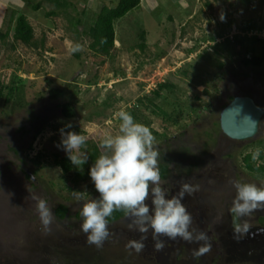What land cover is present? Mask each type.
Here are the masks:
<instances>
[{"label": "rangeland", "instance_id": "374dc122", "mask_svg": "<svg viewBox=\"0 0 264 264\" xmlns=\"http://www.w3.org/2000/svg\"><path fill=\"white\" fill-rule=\"evenodd\" d=\"M38 1L41 6L34 9ZM67 1V9L48 16L56 9L49 0H7L0 22V31H9L0 40V264H211L216 258L208 243L189 249L178 237L169 251L164 238L157 250L151 230L142 250L135 251L128 243L140 233L128 230L125 216L109 224L110 236L101 247L88 244L79 212L97 193L89 176H82L86 165L71 164L65 173L56 164V156H67L57 147L60 129L84 135L88 142L77 154L86 155L90 145L118 134L120 110L133 112L152 131L158 165L168 162L161 187L171 196L189 184L194 190L184 199L197 207L200 231L226 235L235 195L229 181L264 186V172L244 163V156L257 150L263 154L257 162L264 163V112L256 134L242 140L227 138L219 123L229 94H248L264 109V67L240 61L242 52L263 49L264 0H141L115 20L110 54L90 48L87 30L103 5L113 7L118 0ZM20 14L34 28L31 44L13 38ZM52 87L64 89V96L50 98ZM64 102L72 103L74 117L64 116ZM68 123L71 129L65 128ZM84 186L77 200L73 190ZM41 197L54 213L50 231L35 211L34 198ZM60 203L69 209L64 219L55 215ZM202 204L204 211L198 208ZM213 209L218 215L211 223ZM263 215L264 208H258L234 224L262 225ZM201 246L207 254L194 256ZM225 264L264 262L237 258Z\"/></svg>", "mask_w": 264, "mask_h": 264}, {"label": "clouds", "instance_id": "9594fccd", "mask_svg": "<svg viewBox=\"0 0 264 264\" xmlns=\"http://www.w3.org/2000/svg\"><path fill=\"white\" fill-rule=\"evenodd\" d=\"M223 19V16H221ZM73 49L72 51H77ZM119 129L116 135L105 136L99 144L103 151L88 169V176L97 196L83 203L79 215L82 218L80 231L86 242L101 247L110 236L109 219L113 212L122 211L128 219L127 228L140 233L139 239L130 240L128 247L139 252L144 247L146 233L151 230L157 250L164 247L163 240L180 238L186 243H207V234L192 228L193 217L187 211L183 200L191 195L193 188L183 183L179 190L169 196L168 190L160 185L158 151L154 147V136L150 128L137 122L130 112L120 110ZM71 129V123L65 125ZM60 142L57 145L67 155L74 166L88 163L84 153L77 150L86 143L84 135L76 131L60 129ZM253 152L252 159L258 156ZM235 190L229 213L238 218L247 217L252 211L264 208V186L255 183L229 181ZM73 190L77 200L82 199V190ZM35 211L45 231H50L54 213L46 198H34ZM247 223L233 225L235 234L247 233ZM206 251V247L193 250V255Z\"/></svg>", "mask_w": 264, "mask_h": 264}, {"label": "trees", "instance_id": "16d2710c", "mask_svg": "<svg viewBox=\"0 0 264 264\" xmlns=\"http://www.w3.org/2000/svg\"><path fill=\"white\" fill-rule=\"evenodd\" d=\"M51 1L56 9H52L47 11L48 16L57 15L58 13L62 12L63 10L67 9L69 6V2L67 0H49ZM246 3H250L252 0H242ZM141 0H118L117 4L113 7L103 5L100 11L97 13L94 22L88 27L87 32L91 37L90 48L100 54H110L111 51L114 49L115 46V20L124 17L128 12L137 8L140 5ZM41 6V2L38 1L33 3L32 7L34 9H38ZM9 35V31H0V40H5ZM14 40H19L25 44H31L34 42V28L32 24L29 22L28 17L25 14H20L16 18L14 32H13ZM263 40V41H262ZM260 41V39H257ZM263 42L262 51L256 52L253 50H246L241 53L240 61L245 66H254L263 68L264 67V39H261ZM141 48H144V44L140 45ZM224 48L227 49L230 54L233 53L232 47L225 41ZM223 63H220L222 65ZM13 89H11L12 92ZM49 97L52 99H57L59 97L64 96V89L61 87H52L50 88ZM233 96L229 95V99H232ZM143 99H139L142 102ZM20 104V103H19ZM62 112L65 117L71 118L75 116V110L70 102H64L61 104ZM133 116L134 113L132 112ZM25 130V129H24ZM26 131V130H25ZM88 142V141H86ZM103 150L99 147V144L90 145L87 148V158L88 163L85 165L87 166V172L83 174V177H88V169L92 163H94L96 157L102 152ZM251 152L247 153L244 156V163L247 169L250 171H259L264 172V163H258L257 160L252 159ZM263 154L259 153L258 157H262ZM56 164L60 165L65 173L69 172L71 169V163L68 160L67 156L59 158L58 156L55 157ZM160 176L165 178L168 176L169 173V166L168 162L166 163H159L158 165ZM69 209L66 204L60 203L55 207V215L59 219H64L68 215ZM124 216L122 211H115L113 212L109 222L116 221Z\"/></svg>", "mask_w": 264, "mask_h": 264}, {"label": "flooded vegetation", "instance_id": "af4514ba", "mask_svg": "<svg viewBox=\"0 0 264 264\" xmlns=\"http://www.w3.org/2000/svg\"><path fill=\"white\" fill-rule=\"evenodd\" d=\"M229 95L226 96V99L228 100L226 104H228L235 97V96H233L232 99H229ZM242 95H248V94H242ZM256 103L261 105L257 101H256ZM223 135H225L227 138H230L229 136H227L224 133H223ZM230 139L236 140L233 138H230ZM185 202H188V201L186 199H184L183 203H185ZM185 204H187L188 207L189 206L191 207L190 211H191V215L193 217L191 227L196 229L197 231H200V229H202L203 226L201 225V223H200V226L197 225L198 218H196L197 213L195 212L197 207L194 206V203H192V202H190V203L188 202ZM198 208H199V210L204 211L203 204L198 206ZM217 215H218V213H216L215 210L213 209L211 211L209 221L211 223H213L215 221V218ZM124 216H122V217H124ZM229 216L231 217V226L229 224V227H231V229L227 231L226 235L225 234L220 235L219 238H217L216 235H214L213 233H209L207 231L206 232L204 231L208 237L207 249H210V251L212 252V254H213L212 258L213 257L216 258L213 260L209 259L210 263L211 264H225V262H228V260H233V259H237V258L241 259V260L254 259L255 261H258L259 263L264 262V224L258 225L255 227L248 226L247 233H245L243 235H239V234L234 235V232L232 231L233 225H235L234 220L239 222V220H241L242 218L235 217L234 215H231L230 213H229ZM257 218H259V216ZM263 219H264V215H263ZM112 222H115V221H112ZM112 222H109V224H111ZM216 225H217V222L215 223V225L213 224V228L216 227ZM213 228H212V230H213ZM164 238H166V237H159L160 240H163ZM150 240H152L151 241L152 246L155 247L154 246L155 241L153 240V238H151ZM168 241L170 242V245H169V247H170L169 251H170L171 248L175 244V240L168 239ZM195 244L196 243H191V244L186 243V248L191 249ZM206 254H207V252L205 251V255Z\"/></svg>", "mask_w": 264, "mask_h": 264}, {"label": "water", "instance_id": "95a60500", "mask_svg": "<svg viewBox=\"0 0 264 264\" xmlns=\"http://www.w3.org/2000/svg\"><path fill=\"white\" fill-rule=\"evenodd\" d=\"M264 109L249 95H237L226 104L219 117L220 128L233 139L254 136Z\"/></svg>", "mask_w": 264, "mask_h": 264}, {"label": "crops", "instance_id": "0c3cea01", "mask_svg": "<svg viewBox=\"0 0 264 264\" xmlns=\"http://www.w3.org/2000/svg\"><path fill=\"white\" fill-rule=\"evenodd\" d=\"M7 0H0V22L2 21L3 14L5 13Z\"/></svg>", "mask_w": 264, "mask_h": 264}]
</instances>
